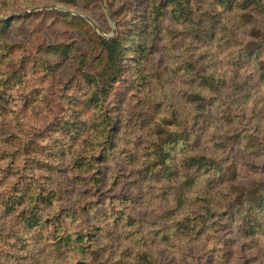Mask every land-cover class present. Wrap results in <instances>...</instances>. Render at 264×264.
I'll use <instances>...</instances> for the list:
<instances>
[{
  "label": "rangeland",
  "instance_id": "374dc122",
  "mask_svg": "<svg viewBox=\"0 0 264 264\" xmlns=\"http://www.w3.org/2000/svg\"><path fill=\"white\" fill-rule=\"evenodd\" d=\"M224 1L0 0V264H264V19ZM158 143L220 168L189 239Z\"/></svg>",
  "mask_w": 264,
  "mask_h": 264
},
{
  "label": "trees",
  "instance_id": "16d2710c",
  "mask_svg": "<svg viewBox=\"0 0 264 264\" xmlns=\"http://www.w3.org/2000/svg\"><path fill=\"white\" fill-rule=\"evenodd\" d=\"M227 3V4H226ZM223 4L225 5V13H229L227 10H238L237 12H233L231 14H234L238 19L243 20V24H246V27H249L252 25L251 20L253 19L254 21L256 20V15L261 16L264 19V0H249L248 4L244 7L240 6L241 8H238L239 5L236 4L233 0H228L224 1ZM189 5V1H187V6ZM242 9V10H241ZM157 10H159L157 8ZM248 15V16H247ZM248 21V22H247ZM210 31H208L207 36L210 35ZM206 34V33H205ZM105 49L109 53V55H113L116 52V41L115 40H110L108 42H104ZM144 47L141 48L139 51V55L137 56L140 58L144 57ZM252 53V52H250ZM196 78L203 80V81H208L209 83H213L215 81L214 77L211 76L210 74L208 76H196ZM195 95L198 93H194ZM157 150V159L159 161V166H162L160 168H157L156 164H154V167L158 169L159 172L166 173L169 179H173L175 182V179L178 178V173L177 170L178 168H184V172L187 174H184V176H181L178 184L180 185L179 187H184L183 185L187 184V192L191 190V194H188L189 197L193 196L196 194V196L192 199L189 198L187 200V208H184L186 204L183 206V221H187V225L185 224H180L179 227V232L184 233V231H187L185 234H187V239H189L194 233L198 234L200 230L210 228L207 225V222L205 218L207 216L213 215L215 213V210L220 209V200H217L218 202L216 203L214 199L210 198L207 196V193L204 192L203 189H205V186L208 187V185L212 188L214 186H217L218 184L216 179H219L217 172L219 171L220 168H216L213 165V159H211L209 156L205 154H195L194 156H190L189 159L187 160V157L184 158L182 161L179 162L178 164H170L169 166H166V160L162 156V154H165L166 150V145L158 143L155 146ZM155 169V170H156ZM201 182H197L200 181ZM176 183V182H175ZM198 185H203L200 186V190L202 191L201 193H196L195 191L197 190L194 188L195 186ZM185 189V188H184ZM195 189V190H193ZM135 198L136 196H132ZM181 197L179 198L180 201ZM179 206V204H178ZM195 206L194 208H192ZM123 215L122 211L116 210V219H122L124 222H126V219L128 220L129 225H133V227L136 226V220L133 218L132 214L130 213L126 217ZM180 222H178L179 224ZM126 224V223H125ZM246 231L244 232L245 236L248 238H252L257 236V232L259 230V225L257 223H250L248 226H245ZM209 230V229H208ZM137 230L131 231V236H134ZM179 233V234H180ZM136 235V234H135ZM205 236V235H204ZM203 236V240H208L206 237ZM86 237V236H84ZM84 237H81L82 239H86ZM86 243V242H85ZM90 245V242H89ZM88 245V246H89ZM84 243L80 244V249L81 251L84 249ZM136 252V257L138 258L137 264H158L157 257H154L152 254H150L146 250H137ZM138 255V256H137Z\"/></svg>",
  "mask_w": 264,
  "mask_h": 264
}]
</instances>
